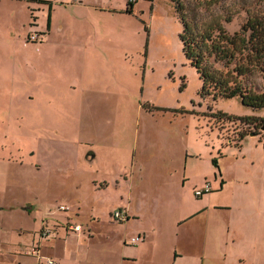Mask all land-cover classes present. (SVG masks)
Returning <instances> with one entry per match:
<instances>
[{
	"label": "rangeland",
	"instance_id": "374dc122",
	"mask_svg": "<svg viewBox=\"0 0 264 264\" xmlns=\"http://www.w3.org/2000/svg\"><path fill=\"white\" fill-rule=\"evenodd\" d=\"M40 1L0 0V264H34L22 244L41 218L66 214L91 231L44 245L43 253L62 264H119L120 240L140 222L157 227L155 264H166L176 210L232 198L227 187L194 196L192 184L200 180L183 181L180 163L195 154L192 173H220L211 158L221 144L216 158L226 174L243 151L240 165L249 175L264 130L212 115L258 116L264 108L248 107L239 97L201 95L199 74L182 50L173 0H50L53 25L37 46L29 35L45 27L48 15ZM180 1L190 26L214 36L221 37L220 29L240 33L251 18L264 20V0ZM245 53L237 51L231 67H246L240 80L263 91L264 60L249 62ZM207 62L226 71L213 58ZM230 181L228 187L236 185ZM125 203L143 218L113 225L120 222L112 213ZM59 204L69 211H57ZM216 211L189 222L195 239L217 225Z\"/></svg>",
	"mask_w": 264,
	"mask_h": 264
},
{
	"label": "crops",
	"instance_id": "0c3cea01",
	"mask_svg": "<svg viewBox=\"0 0 264 264\" xmlns=\"http://www.w3.org/2000/svg\"><path fill=\"white\" fill-rule=\"evenodd\" d=\"M66 1L69 2V0ZM43 5L47 4L43 3ZM52 7L53 4L51 2V11ZM52 25V12H50L49 26L47 27L46 24L45 27L43 26L38 29L44 36L43 40L37 46L44 43L46 35L52 28ZM59 27H61V25H59ZM29 30L30 28L28 27V31ZM258 116L263 117L264 115L261 114ZM220 146L217 145L216 151L221 158L222 148H219ZM212 148H215V146ZM257 148V154L249 161V175L248 172L247 174L242 172L240 165V161L244 160L245 157L243 151L239 155L236 154V156H234L235 161L231 163L233 171L228 175L222 163L218 162L216 158L218 154H216V157L212 156L211 159H216L220 173H217L216 170L213 171V169H211L210 172L197 171V173H192L190 170L189 157H196V155L186 154L184 162L180 163V174L183 177V181L190 180L191 178L200 180L197 184H192L194 185L193 189L200 188L205 181L211 184L212 191L219 187V191L222 192L227 187V189L229 188L228 190L232 191V198L228 203L200 200L198 202L199 204L193 210H187L186 207L183 206L179 207V209L176 210V218L173 220V228L169 232L170 247L167 253L166 264H264V146L261 148L257 146ZM118 179L120 181H125L127 178L121 179L120 175ZM230 180H237L236 185L241 180L243 182L238 187L235 184L233 187H228L231 184ZM218 182L220 183L218 184ZM228 182L229 184H227ZM252 182H257V185H251ZM232 188L235 189L233 190ZM120 207H122L120 209L124 211V221L126 222L130 220L139 222L140 218H143V215L138 210H133L128 203L121 204ZM213 209L219 210L216 211V213L218 212L217 225L211 227L207 225L204 234L201 232V235H199L201 240L195 239L194 236L196 231L191 227V223L189 222L193 218L206 217L208 212ZM203 211L206 212V215L203 214ZM47 218L44 217L41 219L42 221L46 220L47 224L51 227L57 222L62 223L66 218H70L74 223L81 224L67 214L64 215V218L61 220L57 219L55 221H50ZM42 221L40 224H42ZM122 222L111 223L113 225H119ZM39 226L33 231L34 236L31 237V240L28 239V241H26L27 243L24 242L22 244L23 247L36 246L39 248L41 259H37L34 256H26L31 257L34 264H46V258L52 259L54 264H62L59 257L53 256L54 254L43 253L44 245L49 246L54 241H64L69 236L84 237L86 236L85 234L88 235L91 231L88 229L85 230L83 226V231L80 235L75 233L67 234L60 226L56 228L54 237L39 239L36 233L41 227ZM89 227L91 226L89 225ZM25 233L26 230H21L19 237H23ZM157 233L158 230L156 226L147 228L140 222L133 230V235L129 238H121L119 264H155L157 253V242L155 237ZM135 235H141L144 239L140 243L132 245L129 243V239ZM182 236H184L185 239L183 238V241L180 242ZM48 241H51V243H48ZM18 242L20 241L17 240L14 243ZM16 247L12 248L10 251L14 253ZM15 261H18V259Z\"/></svg>",
	"mask_w": 264,
	"mask_h": 264
},
{
	"label": "trees",
	"instance_id": "16d2710c",
	"mask_svg": "<svg viewBox=\"0 0 264 264\" xmlns=\"http://www.w3.org/2000/svg\"><path fill=\"white\" fill-rule=\"evenodd\" d=\"M173 1L176 3V9L182 23V31L179 34L182 50L190 64L199 74L201 95H212L213 98L239 97L242 104L248 107L255 109L264 108V90L255 91L240 80L247 73L246 67L237 64L231 67L237 51L246 52L245 58L249 62L250 60H264V20L251 18L242 25L240 33L231 35L220 29L221 37L219 35L214 36L212 30L195 31L183 16L181 1ZM215 1L217 0H213V2ZM40 2L48 6L46 23L48 27L50 24L51 1L41 0ZM128 6H131V3L128 2ZM238 39L241 44H239ZM209 58H213L214 62L222 63L226 71L216 68L212 69L210 63L207 62ZM212 116L217 120L226 119L232 122L238 120L261 128L264 127V116L235 117L221 112H217ZM244 135V133L240 132L237 139L242 140ZM212 163L217 164L215 158L212 159Z\"/></svg>",
	"mask_w": 264,
	"mask_h": 264
},
{
	"label": "built area",
	"instance_id": "2783aa9c",
	"mask_svg": "<svg viewBox=\"0 0 264 264\" xmlns=\"http://www.w3.org/2000/svg\"><path fill=\"white\" fill-rule=\"evenodd\" d=\"M80 0H69L70 3H77ZM43 33L33 31L29 35V40L33 43H40L43 38ZM212 191L211 184L208 181H205L204 184L200 188L194 189V196L200 197L203 194L209 193ZM56 210L59 212H67L69 211V207L65 204H59L56 207ZM112 218L117 221H124V211L122 209L116 210L112 213ZM62 227L65 232L68 233H75L77 235H80L83 231V226L78 223H74L70 220V218H66V220L61 222H57L54 226H49L46 222V220L42 221L41 227L38 229L37 236L39 239H46L50 237H54L56 234V228ZM144 237L141 235H135L129 239V243L134 245L138 244L141 241H143ZM26 254L36 257L37 259H41L42 257L39 254V248L36 246H28L26 247V251H24ZM46 264H54V261L50 258L45 259Z\"/></svg>",
	"mask_w": 264,
	"mask_h": 264
},
{
	"label": "water",
	"instance_id": "95a60500",
	"mask_svg": "<svg viewBox=\"0 0 264 264\" xmlns=\"http://www.w3.org/2000/svg\"><path fill=\"white\" fill-rule=\"evenodd\" d=\"M261 129L264 130V127H262ZM250 135H254V134L251 133ZM87 155H89L90 157H93V153L92 152H88Z\"/></svg>",
	"mask_w": 264,
	"mask_h": 264
}]
</instances>
